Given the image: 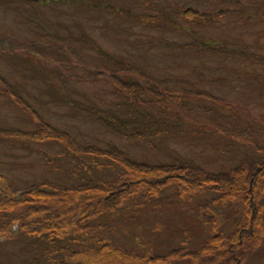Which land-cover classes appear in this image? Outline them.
<instances>
[{"label": "rangeland", "instance_id": "1", "mask_svg": "<svg viewBox=\"0 0 264 264\" xmlns=\"http://www.w3.org/2000/svg\"><path fill=\"white\" fill-rule=\"evenodd\" d=\"M113 2L123 13L77 6L34 8L33 19L46 27L53 29V24L63 23L71 29L70 38L61 37L64 41L31 23L20 7L0 3V78L22 95L16 104L7 95L10 89L5 95L0 92V172L11 186L53 188L108 182L120 170L114 161L126 158L149 165L191 162L211 173L243 163L251 166V161L255 167L264 157V0H238L240 5L226 7L217 6V0ZM190 7L210 12L224 7L232 14L221 19L223 24L201 28L180 16L181 10ZM234 8L243 12L233 13ZM160 14H171L175 20L166 17L164 24L153 18ZM143 16L152 21H143ZM189 27L205 33L206 40L225 44L229 51L231 47L232 54L241 50L242 55L192 54L172 45L189 39L182 30ZM167 42L169 46H165ZM103 53L125 59L129 66L115 70ZM114 76L139 82L142 88L124 83L134 86L148 102L144 106L135 103L122 80ZM108 110L118 118L115 127L100 118L111 119ZM139 113H144L143 123L130 124ZM134 125L139 131L131 136ZM12 127L27 131L52 127L48 129L51 137L40 133L39 138L15 139L6 132ZM258 185L233 186L247 205L259 191ZM101 193L84 191L77 196L60 195V200L48 199L35 217L42 220L49 215L53 224L60 218L63 203L69 213L66 219L76 220L102 203L98 200ZM216 197L208 191L179 198L176 188L168 186L159 197L139 202L136 210L127 208V201L123 205L126 213L102 218L101 223L110 229L105 234L109 241L133 252L193 250L210 235L231 228L227 220L235 218L236 207L213 202ZM253 211L250 207L249 214ZM215 217L221 223L216 229L212 227ZM53 229L59 230V226L55 224ZM247 234L253 240L257 235L252 229L235 241L212 242L193 256L192 263L236 264ZM31 237L23 233L0 240V264L44 263V238ZM73 238L80 244L95 243L94 237L83 233ZM73 238L63 241L69 245ZM34 258L39 260L32 261ZM244 264H264V228Z\"/></svg>", "mask_w": 264, "mask_h": 264}, {"label": "trees", "instance_id": "2", "mask_svg": "<svg viewBox=\"0 0 264 264\" xmlns=\"http://www.w3.org/2000/svg\"><path fill=\"white\" fill-rule=\"evenodd\" d=\"M0 3L20 7L25 17L31 23H35L37 27L39 26L47 35L53 36L54 39L55 37H65V35L70 38L71 35L69 31H71V29L63 23H58L57 25L53 24L55 27L50 29L46 27L41 20L33 19L32 10L37 8V6H77L97 12L115 10L123 13L124 11V9L116 7L113 0H0ZM238 3V0H217V6L226 7L232 4L240 5ZM234 9L233 13L240 14L243 12L237 8ZM126 13H128V15L132 14L129 10H126ZM229 14H232V11L224 7H220L212 12L199 11L190 7L180 12V16L187 20L189 25L201 26V28L219 25L220 23L223 24L221 19ZM166 17L175 20L174 16L171 14L155 15L153 18L159 20V22L163 21L165 24L166 22L164 21ZM142 20L145 22L152 21V18L150 16H143ZM182 30L189 39L182 44L173 43L172 45L175 47L180 46L185 49L186 52L191 51L192 54L219 52L225 56L230 55L232 57L236 54L242 55L241 50L232 54L233 51H231V47H229V51L225 49V44H215L213 41L204 39L203 35L205 33L203 32H197L191 27L182 28ZM61 40L64 41L65 39L61 38ZM165 46H169L168 42ZM103 55L107 63L116 67L115 70L129 66L125 59L116 60L111 56H107L105 53H103ZM134 68L136 69V66H134ZM114 77L117 80H122L124 87L128 88L127 94L135 99V103L140 102L141 106H144L148 102V100L143 98V95L134 88V86L142 88L139 82L133 79H121L119 76ZM5 82L6 80L2 81L0 78V92L4 95L5 93L7 94L6 91L10 89L5 85ZM124 82L134 86L127 85ZM8 93V97L16 104L18 103L17 101L20 102L19 98H21V94L19 95L17 92L15 94L11 89ZM33 101L38 100L34 98ZM65 102L70 103L67 100H65ZM134 102L132 101L133 104ZM123 103L127 106L131 105L127 104L125 100ZM142 109L145 110L146 107ZM108 112L111 119L108 118L106 120V118L102 116H100V118L106 123L105 125L111 126L112 124V127H115L118 118H116L110 110H108ZM143 118L144 113H139L137 119H131L128 122H130V124H141L143 123ZM118 123L126 124V122ZM44 126L51 125L48 124ZM50 128L52 127H38L33 131H27L12 127L6 130V132L9 137L15 135V139L28 137L30 135H35L33 137L39 138L36 135L40 133L51 137L50 131H48ZM138 131L136 125H134L130 135L132 136ZM125 160L114 161L119 165L120 170L116 177L108 182H87L82 184L79 183V185L55 186L53 188L37 185L26 189H17L11 186L6 176L0 172V240H8L23 233L32 236L31 238L33 239L43 236L47 247L42 254V256H44L42 257V261L44 262L42 264H197L192 263L193 256L200 253L205 248H208L212 242L222 243L223 241L229 240L235 241L237 238L241 237L242 234L244 235L247 232H251L252 229H255L257 233L255 239L249 238L247 234L244 250L241 251L240 257H236V264H244L250 251L258 241L261 240L264 228V157L256 163L255 167L252 166L253 163L251 161V166L247 163H243L242 165L233 167L234 169L222 173L208 172L191 162L149 165L134 163V161L127 158ZM127 175H131V178H127ZM234 180L238 181L233 183ZM252 182L259 184V191L254 194L252 203L248 202L247 205H244L241 198L238 196L239 194H236L238 192L233 185H236L237 188L245 189L252 186ZM168 186H174L176 188L179 198H189L195 194H201L202 192H215L217 197L212 200L213 202L223 205L229 203L231 206L236 207L235 218L232 216V219L227 220L230 222V230H219L214 235H210L206 242L193 250L185 251L174 248L166 254L133 252V250H127L108 240L105 234L108 233L110 229L107 225L101 223L102 218L115 215L118 212L126 213L125 209L127 208L136 210V205L139 202L159 197ZM84 191H89L91 193L102 192L101 199L98 198V200H102V203L100 205H94L91 209L89 208L85 212H82L78 219H73L72 221L66 219L69 213L63 203H60V218H57L53 224L51 216L49 215L45 214L46 219L44 218L42 220L35 217L36 213H40L41 209L44 208L43 202L48 199L60 200V195L70 194L77 196L78 193ZM226 191L231 193L228 194ZM127 201H130V204L127 203V208H125L123 205ZM250 207L254 210L253 214H249ZM83 209L85 210V207ZM208 209L209 207H207V210ZM214 209L219 215V211L217 212L219 209H216V207ZM219 216L221 217V215ZM254 217V221H251ZM59 220L62 221L61 224ZM212 223L214 229L221 226L220 219L217 217L213 219ZM55 224L59 226V230L53 229V225ZM79 233L94 237L95 243L90 244L93 246L80 244L77 238H73L74 235H78ZM101 234L104 236H101ZM66 237L73 238L74 242L69 243V245L64 243L63 240L66 239ZM76 245H80L82 248L77 249L74 247ZM33 260L37 262L39 258H34L32 261ZM205 264L210 263L205 262ZM222 264H225V261H222Z\"/></svg>", "mask_w": 264, "mask_h": 264}]
</instances>
